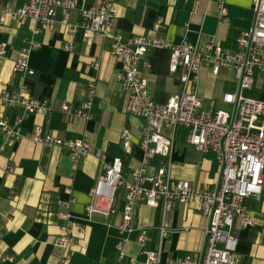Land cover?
Returning <instances> with one entry per match:
<instances>
[{
	"label": "crops",
	"instance_id": "0c3cea01",
	"mask_svg": "<svg viewBox=\"0 0 264 264\" xmlns=\"http://www.w3.org/2000/svg\"><path fill=\"white\" fill-rule=\"evenodd\" d=\"M27 1L0 0V9H18ZM75 1L69 12L71 23L81 20L82 7H95L104 0ZM224 3L228 15L222 22L219 0H117L112 29L126 38L144 35L175 44L187 40L201 50L209 37L215 35L218 44L233 52L237 49V36L253 26V0H224ZM63 16L58 9L54 28L34 36L32 29L38 23L31 17L24 23L15 20L0 23V45L7 44L5 55H0V95L20 84V76L13 71L14 59L18 50L33 38L39 43L30 56L35 74L25 81L32 96L50 100L55 109L48 117L40 113L24 116L19 123L21 132L27 135L40 124L45 131L63 139L87 137L93 151L74 172L66 149L36 144L27 136L11 144L0 128V264H146L148 250H161L162 264H167L171 258L200 255L208 218L195 201L176 202L170 210H165L163 199L157 207L137 203L134 222L137 227L148 229L149 239L141 247L137 242L139 230L128 234L122 258L117 244L126 234L119 231L118 225L123 221L127 190L118 189L113 213H94L91 219L86 218L90 190L103 173L96 151L102 150L108 162L121 159L124 175L131 180L132 172L144 166L141 147L144 119L126 109L127 93L116 78L121 63L112 53V39L95 34L84 37L81 30L69 32L61 21ZM159 19L163 21L157 29ZM69 43L72 48L68 50L65 46ZM170 57L168 49L150 48L146 58L151 68H142L149 92L157 102L164 103L182 91L181 70L170 71ZM95 62L99 63L97 69ZM91 81L96 84L91 117L72 118L63 112L64 101L80 105L87 100ZM235 86V73L231 69L222 68L219 75H213L210 67H203L199 78L203 108L230 109L223 95ZM245 90L258 96L245 95ZM245 90V96L264 100V73L257 71L255 85ZM18 115H22L21 107L0 103V119L14 124ZM125 127L131 131L129 149L121 138ZM188 132L187 127H179L171 158L155 155L146 171L152 174L167 165L172 179L187 180L197 188H212L219 172L216 154L197 150L188 142ZM8 166L14 170L9 172ZM68 187L71 192L66 190ZM71 197L74 200L68 207L62 204ZM246 204L256 224L242 227L239 218H235L232 230L237 239L231 248L239 255L236 264H264V185L259 197H249ZM66 211L76 219L72 228L75 241L68 248L56 244L65 223L61 213Z\"/></svg>",
	"mask_w": 264,
	"mask_h": 264
},
{
	"label": "built area",
	"instance_id": "2783aa9c",
	"mask_svg": "<svg viewBox=\"0 0 264 264\" xmlns=\"http://www.w3.org/2000/svg\"><path fill=\"white\" fill-rule=\"evenodd\" d=\"M116 1L104 0L95 7H82L81 20L71 23L69 12L75 7V0H28L18 9H0V23L8 20L24 23L31 17L38 23L32 29L34 36L43 30H52L56 13L61 9L64 15L61 21L69 32L81 30L84 37L95 34L112 39V53L121 63L116 78L127 93L126 109L130 114L144 119L141 138L144 166L134 170L129 180L124 175L121 159L108 162L102 150L96 151V156L102 162L103 173L90 190L91 200L86 205V218L91 219L94 213H113L116 210L118 189L124 187L127 190L123 221L118 225L119 231L126 234L117 244L119 257L125 254L124 244L128 241V234L139 230L137 242L141 247L149 239L148 229L135 225L137 203L145 202L157 207L159 200L163 199L165 210H170L176 202L186 204L195 201L208 218L201 254L171 258L167 264H236L239 255L231 249V243L237 239L232 222L239 218L242 227L256 224L246 200L253 196L259 197L264 185V100L243 94L245 89L255 85L257 71L264 73V0H253V26L237 36V49L233 52L218 44L215 35L209 37L203 50L187 40L175 44L163 38L144 35L126 38L112 29ZM219 2V17L223 22L228 12L224 0ZM162 21L159 19L155 28L159 29ZM6 45L1 43L0 55H5ZM38 46L39 43L32 38L18 50L13 71L20 76L21 82L16 89L6 90L0 95V103L6 107H21L22 115L17 116L14 124L5 118L0 119V128L11 144L27 136L36 144L66 149L75 172L80 161L93 151L87 137L63 139L45 131L40 124L25 135L19 126L24 116L40 113L48 117L55 109L50 100L32 96L25 81L26 77L35 74L30 65V56ZM65 48L71 49V43ZM150 48L168 49L171 53L170 71L174 73L181 70V93L173 94L164 103L153 99L148 79L142 72V68H151V62L146 58ZM94 67L99 68V63L95 62ZM203 67H210L213 75H219L222 68L235 73V89L223 95V101L230 105V109L210 111L203 108L199 94L200 71ZM95 91V81H91L86 101L80 105L64 101L61 110L72 118L89 119ZM181 126L188 128V142L197 150L216 154L219 172L212 188H197L187 180L172 179L167 165L158 167L152 174L147 173L146 166L155 155L171 158L175 133ZM121 138L124 147L129 149L132 144L129 128L122 129ZM7 170L12 172L14 168L8 166ZM66 190L71 192L72 189L68 187ZM73 200L74 197H71L62 201V204L68 207ZM61 215L65 223L61 226L56 244L68 248L75 241L72 228L76 219L69 211ZM146 256V264H162L161 250H148Z\"/></svg>",
	"mask_w": 264,
	"mask_h": 264
},
{
	"label": "rangeland",
	"instance_id": "374dc122",
	"mask_svg": "<svg viewBox=\"0 0 264 264\" xmlns=\"http://www.w3.org/2000/svg\"><path fill=\"white\" fill-rule=\"evenodd\" d=\"M245 95H248V96H258V94L251 93V92L246 91V90H245ZM217 107H218V106H217Z\"/></svg>",
	"mask_w": 264,
	"mask_h": 264
},
{
	"label": "water",
	"instance_id": "95a60500",
	"mask_svg": "<svg viewBox=\"0 0 264 264\" xmlns=\"http://www.w3.org/2000/svg\"><path fill=\"white\" fill-rule=\"evenodd\" d=\"M231 249H233V248H231Z\"/></svg>",
	"mask_w": 264,
	"mask_h": 264
}]
</instances>
